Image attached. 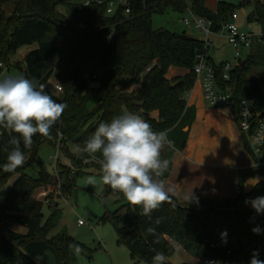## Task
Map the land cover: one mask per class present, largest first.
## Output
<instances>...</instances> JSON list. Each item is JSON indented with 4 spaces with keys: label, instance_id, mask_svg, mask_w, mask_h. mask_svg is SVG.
I'll return each instance as SVG.
<instances>
[{
    "label": "trees",
    "instance_id": "trees-1",
    "mask_svg": "<svg viewBox=\"0 0 264 264\" xmlns=\"http://www.w3.org/2000/svg\"><path fill=\"white\" fill-rule=\"evenodd\" d=\"M129 1L131 10L127 16L121 9L109 16L104 5L84 8L80 0L0 1V61L6 69L21 68L12 65L10 59L20 49L36 46L24 58V76L44 85L58 103L67 105L61 121L52 129L53 139L37 134L30 149L21 143L25 155L32 154V171L35 165L40 167L36 177L22 169L14 172L0 169V264H75V252L83 248L66 234L53 235L59 214L52 210L45 220L43 210L49 197L40 201L34 196L40 190L58 186L37 157L42 144L53 145L60 134L61 151L68 154V146L75 150L77 145L83 146L99 123L110 122L123 109L140 114L153 130L167 132L172 142L171 158L183 151L187 143L188 131L184 130L193 124L195 109L187 108L185 97L195 85L193 68L197 56L205 51V44L186 32L154 30L153 16L190 11L196 17L208 19L211 31L219 33L235 11L225 3H218L217 11L211 12L204 0ZM8 3L14 8L11 15L3 9ZM248 4L255 7L250 22L258 23L264 34V6L257 0ZM207 61L216 69L219 91L232 97L238 128L239 106L243 101L253 104L255 123L258 116L264 117V43L230 72L229 80L224 79L225 63L217 65L208 57ZM259 67L260 74L250 79ZM171 68L187 74L170 81L167 74ZM52 78L64 91L62 97L53 95L46 87ZM173 84L176 85L172 87ZM135 86L140 89L129 92ZM91 104L96 105L93 111H89ZM155 113L157 118L152 117ZM9 139V132L0 128V165L6 163L12 148ZM243 142L250 154L245 136ZM68 159L77 170L70 171L58 160L59 175L65 177L61 186L64 193H71L75 177L84 170L93 169L100 176V166L91 157L76 152ZM170 170L171 160L161 179H166ZM14 173L19 177L6 192L3 187ZM251 173L249 178L264 177V169ZM111 194L123 196L105 186L102 200ZM257 197H264V182L253 193L244 195L241 191L231 200H203L185 205L172 198L153 212L151 220L139 214V207L133 210L127 203L103 220L112 223L118 243L128 248L135 264H151L156 251H163L169 259L174 256L176 246L194 259L250 264L253 252H258L264 261V213L257 214L251 203H246ZM156 217L164 218L159 225L153 223ZM257 226L260 234L252 231ZM13 227L26 233L19 234ZM148 227H154L157 235H150ZM225 231L226 243L221 236Z\"/></svg>",
    "mask_w": 264,
    "mask_h": 264
},
{
    "label": "clouds",
    "instance_id": "clouds-1",
    "mask_svg": "<svg viewBox=\"0 0 264 264\" xmlns=\"http://www.w3.org/2000/svg\"><path fill=\"white\" fill-rule=\"evenodd\" d=\"M66 107L49 95L44 85L23 74L0 79V128L9 132V144L12 145L6 163L0 165V169L14 172L23 167L26 156L21 143L25 149H30L37 134L53 139L52 129L61 121ZM171 143L167 132L153 130L140 114L123 109L110 122L99 123L83 146H76V152L95 160L100 166L102 183L121 193L133 210L139 207V214L151 220L153 212L164 203H170L176 195L175 190L161 179L169 167V161L162 159V151ZM87 182L95 184L97 181L90 176ZM184 199L187 204L198 203L192 191ZM246 203H251L257 214L264 213V197ZM163 219L156 217L153 223L159 225ZM146 231L157 235L154 227H148ZM252 231L261 233L259 226ZM221 236L226 243L227 232ZM258 255L253 252L250 264H264ZM151 264H168V257L163 251H156Z\"/></svg>",
    "mask_w": 264,
    "mask_h": 264
},
{
    "label": "rangeland",
    "instance_id": "rangeland-1",
    "mask_svg": "<svg viewBox=\"0 0 264 264\" xmlns=\"http://www.w3.org/2000/svg\"><path fill=\"white\" fill-rule=\"evenodd\" d=\"M250 1L252 0H205V4L211 9L216 7L218 3H225L231 6L239 17L236 25L241 31L251 34H260L261 28L257 24L251 23L249 20L255 12V7L252 4H248ZM188 4L191 6L190 1H188ZM3 9L7 15H11L14 11L13 6L9 3L5 4ZM185 19L192 21L190 11H186L183 14L169 11L164 15H154L152 27L154 30L163 29L176 34L186 32L188 35H192L194 38L203 41L205 37L204 34L193 28L186 27L183 23ZM219 33L221 34V32ZM220 34L214 33L209 36V39L212 41L210 55L218 62L228 61L230 63H237L234 49L226 38H220L218 36ZM261 45V43L255 45L252 53H254L256 49L261 48ZM34 49H36L34 46L20 49L16 55L10 59V62L12 65L21 66V68L10 67L9 69H5L3 72H0V79L10 75H24L25 55ZM245 60L246 54L244 53L242 61ZM261 71V67L256 69L250 76V79L257 78ZM167 75L170 81L177 79L172 73ZM57 85V81L52 78L48 81L46 87L53 95L62 97L64 91H57L55 89ZM91 87L96 88L95 85H91ZM138 89H140V86H135L131 88L129 92ZM95 106L96 105L91 104L89 111H93ZM152 117L157 118V114H153ZM184 131L187 132L188 128ZM54 143L55 142H53V145L50 143L42 144L39 147L37 157L39 161L43 163L46 171L53 177L52 180L58 181V186L51 190H40L34 194L35 198L40 201H45L46 197H49V201H45V208L43 210L45 220L50 216L52 210L57 211L59 214V224L53 235L60 233L66 234L83 246L82 249L75 252V264H135V261L131 259L128 248L118 243V237L112 223L104 222L103 220L105 215H113L121 206L126 205L128 203L126 199L123 196L119 197L118 195L111 194L107 195V197L102 200L101 196L106 185L102 183L99 174L93 169L84 170V173L77 175L71 193H64L61 186L65 182V177H61V175L56 176L59 173V164L58 161H56L57 151ZM67 148L69 150L68 154L64 155L62 152L63 150L58 154L59 163L70 171L76 172L77 169L73 167V163L68 159L70 155L76 154V150L71 146ZM171 151V145H166L162 151V159H167L170 162ZM25 156V164L23 167L17 168L16 170H26L28 174L36 177L40 170L39 165H35V169L32 171L33 168L31 169L32 166H30L32 154ZM90 176L96 178L97 182L95 184H89L87 182ZM18 177L19 175L14 173L7 180L3 190L9 192ZM79 221H83L84 226H79ZM12 230L19 234L26 233L25 230L17 227H13ZM139 264L145 263L142 262ZM168 264L198 263L197 259L192 258L182 248L176 246L175 254L168 259Z\"/></svg>",
    "mask_w": 264,
    "mask_h": 264
},
{
    "label": "crops",
    "instance_id": "crops-1",
    "mask_svg": "<svg viewBox=\"0 0 264 264\" xmlns=\"http://www.w3.org/2000/svg\"><path fill=\"white\" fill-rule=\"evenodd\" d=\"M217 6L211 9L205 4L214 13ZM254 23L261 28L258 23ZM218 36L226 38L222 34ZM204 41L205 37L202 42ZM211 49L212 41L207 52L211 61L217 65L228 62L216 61L210 55ZM169 73L177 78L187 74L176 68H171ZM185 101L187 108L195 109V120L188 129V139L183 151L174 153L170 175L164 179L166 186L172 187L176 192L172 198L180 204L189 205L184 197L192 191L198 202L235 199L255 168L253 158L245 149L233 112L227 108L209 107L204 99L202 85L197 80Z\"/></svg>",
    "mask_w": 264,
    "mask_h": 264
},
{
    "label": "built area",
    "instance_id": "built-area-1",
    "mask_svg": "<svg viewBox=\"0 0 264 264\" xmlns=\"http://www.w3.org/2000/svg\"><path fill=\"white\" fill-rule=\"evenodd\" d=\"M264 6V0H257ZM84 8L97 4L99 6H106V13L109 16L116 14L118 10H122L124 16L130 14L131 3L129 0H80ZM191 13V12H190ZM192 21L185 19L184 25L188 28H193L201 32L205 36L204 52L200 53L196 58V63L193 68V73L196 80L202 85L204 99L207 105L211 108H227L232 111L233 100L229 93H222L217 86V73L215 67L207 61V52L210 49L211 41L209 36L213 34L211 31L212 23L206 18L196 17L191 13ZM239 17L236 13L232 14L230 21L223 25L221 34L225 36L228 43L232 46L235 52V60L237 63L227 62L224 64V79L229 80L230 72L242 61L244 53L246 57L252 53L255 45L264 43V34H251L241 31L236 22ZM6 67L0 61V71L3 72ZM55 89L62 91L60 86ZM256 112L253 104L249 101L241 102L239 106V130L242 136L248 140L250 147V155L254 160L255 169H264V117L258 116V122L255 123ZM62 135H59L58 141L55 143L57 151L56 161H58V154L62 149ZM59 176V173L56 175ZM241 191H238V195ZM79 226H84L83 221H79ZM260 259V257H258ZM198 264H221L214 260H200L197 259Z\"/></svg>",
    "mask_w": 264,
    "mask_h": 264
},
{
    "label": "water",
    "instance_id": "water-1",
    "mask_svg": "<svg viewBox=\"0 0 264 264\" xmlns=\"http://www.w3.org/2000/svg\"><path fill=\"white\" fill-rule=\"evenodd\" d=\"M176 84H173L172 87H174ZM264 182V177L260 176V175H256L253 178H248L244 185H243V189H242V193L244 195H248L254 192V190L256 189V187Z\"/></svg>",
    "mask_w": 264,
    "mask_h": 264
}]
</instances>
